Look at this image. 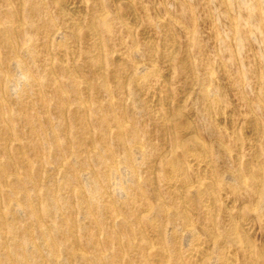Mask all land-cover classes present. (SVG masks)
I'll list each match as a JSON object with an SVG mask.
<instances>
[{"label":"rangeland","instance_id":"374dc122","mask_svg":"<svg viewBox=\"0 0 264 264\" xmlns=\"http://www.w3.org/2000/svg\"><path fill=\"white\" fill-rule=\"evenodd\" d=\"M0 264H264V0H0Z\"/></svg>","mask_w":264,"mask_h":264}]
</instances>
